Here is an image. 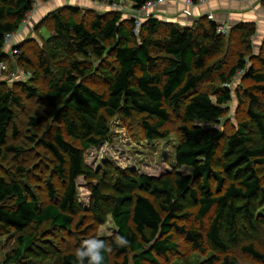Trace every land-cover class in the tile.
<instances>
[{"label": "trees", "instance_id": "1", "mask_svg": "<svg viewBox=\"0 0 264 264\" xmlns=\"http://www.w3.org/2000/svg\"><path fill=\"white\" fill-rule=\"evenodd\" d=\"M130 1L141 9L156 0ZM34 3L0 0V66L8 59L6 36L22 29ZM78 14L70 6L53 13L54 34L37 54L34 72L36 80L41 75L49 78L41 105L57 112L56 125L51 140H44L43 145L56 161L54 172L64 188L59 192L49 183L50 202L43 204L14 177L0 176V229L20 234L5 263L33 264L53 254L52 264H78L77 248L97 238L106 244L103 264H130L131 256L132 264H160V257L178 252L174 238L178 232L195 251L211 252L210 258L197 264H241L232 254L238 248L264 264V252L252 243L264 234L260 175L264 101L257 94H264V56L260 70H248L243 54L233 65L217 62L227 39L207 17L200 18L197 27L168 24L164 35H160L164 23L150 18L136 35L134 21L124 20L120 12L93 14L89 21L79 20ZM236 30L251 52L255 26L242 24ZM21 62L31 64L25 57ZM239 72H246L254 86L245 93L247 117L235 133L226 134L215 126L232 101L229 85ZM94 76L106 83L105 91L89 85ZM216 80L219 85L213 91L204 90ZM22 92L28 98L38 96L29 85L22 86L21 92L0 85V164L8 154L17 159L24 153L23 148L8 143L11 127L13 137L19 134L14 109L23 107ZM172 115L181 120L173 173L141 174L110 162L96 170L88 164L87 153L110 141L111 119L140 117L143 138L155 142L170 137L167 125ZM40 123L39 116L29 119L30 126ZM182 168L192 171L186 175L179 171ZM80 178L90 192L86 210L78 195ZM84 211L99 226L111 217L116 237L123 236L128 244L119 246L114 237H85L80 232L75 236V251L59 255L50 244L39 248L36 233L29 232L46 224L71 232L76 217L80 219L77 227L86 218Z\"/></svg>", "mask_w": 264, "mask_h": 264}, {"label": "rangeland", "instance_id": "2", "mask_svg": "<svg viewBox=\"0 0 264 264\" xmlns=\"http://www.w3.org/2000/svg\"><path fill=\"white\" fill-rule=\"evenodd\" d=\"M34 2L36 4L34 11L30 13L29 18L20 30V38L18 37L14 42L16 46L14 49H17V53L5 51L8 59L5 62L6 69L0 71V85L7 90L15 92H21L22 86L29 85L37 90L38 96L28 98L25 92L21 94L23 107L14 109L17 116L16 124L19 134L17 137H13V127H11L8 143L23 148L24 153L17 159L13 154H8L0 164V176L8 179L14 177L22 186L29 187L43 204H48L50 202L47 193L48 184H53L59 192H62L64 188V182L54 172L56 161L43 145L44 140H51L55 131V115L57 112L42 107L41 97L47 90L49 78L41 75L36 80L34 79V72L38 65L37 54L43 49L47 39L54 34L51 16L54 12L70 6L79 10L77 16L79 20L89 21L93 14L120 12L123 14V19L129 21L133 20L131 12L133 7L130 0H67L65 4H62L59 0H50L48 3L42 0H34ZM253 4L260 8V11H256L258 13L257 19L259 17L262 18L264 16V0L255 1ZM261 9L263 10V15ZM251 10L255 11V8ZM151 18L159 19L164 23L160 35H164L167 32L168 24L185 28L182 23H167L161 16L157 18L155 13ZM207 19L212 21L210 17H207ZM201 22L198 19L190 27H197V24ZM238 23L231 25L218 23V25H223L227 30L225 34L227 46L216 60L217 62L223 61L228 65H233L240 55L243 54V56H246L248 70L252 68L260 70L261 59L264 56V34L261 30L258 31L257 23L259 22ZM242 24L253 25L256 28V34L251 38V52L247 51L246 45L242 43V33L236 30ZM23 57L31 61L29 66H27L26 62H21ZM88 83L92 88L100 92L105 91L107 88L106 83L98 76L89 79ZM218 85L219 82L216 80V82L206 84L204 90L211 92ZM229 86L232 90V101L224 107V115L215 127L226 134H233L238 130L240 123L247 117L249 100L245 93L246 90H250L254 86V83L248 79L246 72H239ZM257 94L264 101V94ZM33 116H39L41 119V123L36 127L29 125V119ZM141 122L140 117L128 120H124L122 117L111 119L110 141L98 149H91L87 153L86 160L88 164L97 170L104 163L110 162L125 169L154 176L173 173L177 170L175 155L181 137L180 118L172 115L171 121L167 125L170 137L155 142L147 141L143 138ZM179 171L187 175L192 170L182 168ZM260 175L264 185V167L260 168ZM78 195L83 208L85 210L88 209L90 192L83 178L78 180ZM262 213L264 214V209ZM83 214L86 218L81 226H76L80 221L79 217H76L71 232L52 227L50 224L40 228L34 226L29 232L36 233L39 248H44L46 244H50L54 247L55 253L59 255L75 251L77 246L75 236L78 233L80 234V232H84L85 235L83 234V236L85 237L116 238L117 228L111 217L104 225L99 226L93 224L90 216L87 215V211H84ZM194 225L203 228V224L194 222ZM19 236L20 234L18 233H6L0 229V264H6V255L17 247ZM174 238L179 244L178 252L169 255L167 258L160 257V264H197L211 257V252L200 253L195 251L186 240L184 234L174 232ZM252 243L258 250L264 252V234L261 238L252 241ZM232 254L240 260L241 264H259L250 256L244 254L240 248L234 250ZM111 258L112 260L115 259L113 253ZM54 260L55 255L47 254L46 260L33 261V264H52ZM24 264H32V262L26 261ZM130 264H132V256Z\"/></svg>", "mask_w": 264, "mask_h": 264}, {"label": "crops", "instance_id": "3", "mask_svg": "<svg viewBox=\"0 0 264 264\" xmlns=\"http://www.w3.org/2000/svg\"><path fill=\"white\" fill-rule=\"evenodd\" d=\"M59 2L65 4L67 3V0H59ZM254 2L208 0L207 4L192 8L193 16L188 17L183 14V10L186 8L185 0H168L165 4L158 6L156 10H154V13L156 14L157 18L161 16V18L167 23H182L185 28H189L196 20L200 18L210 16H213V19L211 20L217 24L224 23L226 25H231L238 22H259L257 23L258 31L261 30L264 34V16L257 19L258 13L256 11H260V8H258L256 4H253ZM252 8H255V11H252ZM261 13L263 15V10ZM19 32L18 37L20 38Z\"/></svg>", "mask_w": 264, "mask_h": 264}, {"label": "built area", "instance_id": "4", "mask_svg": "<svg viewBox=\"0 0 264 264\" xmlns=\"http://www.w3.org/2000/svg\"><path fill=\"white\" fill-rule=\"evenodd\" d=\"M167 1L168 0H156V1L148 3L146 6H144L141 9H136L134 7L133 3L131 2L132 7H133L131 12H132L133 21L135 23V34L136 35L140 34L141 27H142L144 21L150 19L153 16L154 10H156V8L158 6L165 4ZM232 1H235V2L236 1L237 2L238 1L239 2H254V1H258V0H232ZM207 3H208V0H198L196 3L193 0H185L186 8L183 10V14H185L188 17H192L193 16L192 8H194L196 6L205 5ZM35 5L36 4L34 3V8H35ZM29 15H28V18H29ZM210 18L212 19L213 16H210ZM226 31L227 30L223 25H218V28H217L218 34L225 35L227 33ZM17 37H18V33L9 34L6 36L4 51H8V52L10 51L12 53L13 52L17 53V49H14L16 47L14 45V42L17 39ZM5 69H6L5 63H2L0 66V71L5 70Z\"/></svg>", "mask_w": 264, "mask_h": 264}, {"label": "clouds", "instance_id": "5", "mask_svg": "<svg viewBox=\"0 0 264 264\" xmlns=\"http://www.w3.org/2000/svg\"><path fill=\"white\" fill-rule=\"evenodd\" d=\"M116 243L119 246H126L128 240L123 236L116 237ZM106 248L105 241L97 238H90L82 242L76 250L78 264H103V251Z\"/></svg>", "mask_w": 264, "mask_h": 264}]
</instances>
